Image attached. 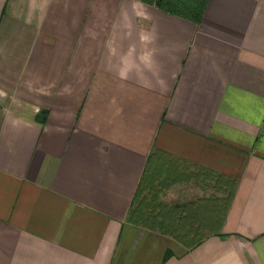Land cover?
Here are the masks:
<instances>
[{"label": "crops", "instance_id": "crops-1", "mask_svg": "<svg viewBox=\"0 0 264 264\" xmlns=\"http://www.w3.org/2000/svg\"><path fill=\"white\" fill-rule=\"evenodd\" d=\"M153 153L235 183L221 235L127 221ZM0 264H264V0H0Z\"/></svg>", "mask_w": 264, "mask_h": 264}, {"label": "trees", "instance_id": "trees-1", "mask_svg": "<svg viewBox=\"0 0 264 264\" xmlns=\"http://www.w3.org/2000/svg\"><path fill=\"white\" fill-rule=\"evenodd\" d=\"M169 14L197 23L208 0H139ZM191 179L202 180L215 193L180 205L166 206L158 202L160 194L172 185ZM235 190V183L207 170L188 171L178 160L160 153L147 159L143 177L128 211L127 221L156 230L187 249L199 245L208 235H221V229ZM158 202V203H157Z\"/></svg>", "mask_w": 264, "mask_h": 264}, {"label": "rangeland", "instance_id": "rangeland-1", "mask_svg": "<svg viewBox=\"0 0 264 264\" xmlns=\"http://www.w3.org/2000/svg\"><path fill=\"white\" fill-rule=\"evenodd\" d=\"M211 186H212V184H207V186L205 187L206 189H203L202 191L204 192V194H206V195H210V194H214L215 193V191L211 188ZM217 196H222V194L221 193H215ZM159 199H160V196H159V198H158V202H159ZM157 202V203H158Z\"/></svg>", "mask_w": 264, "mask_h": 264}]
</instances>
